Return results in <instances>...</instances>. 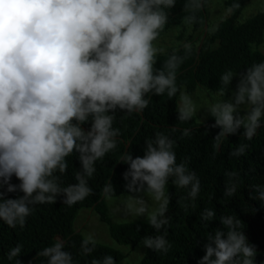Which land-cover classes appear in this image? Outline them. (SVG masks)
Returning <instances> with one entry per match:
<instances>
[{"label": "clouds", "instance_id": "obj_1", "mask_svg": "<svg viewBox=\"0 0 264 264\" xmlns=\"http://www.w3.org/2000/svg\"><path fill=\"white\" fill-rule=\"evenodd\" d=\"M176 0H0V186L6 192L22 195L13 199L0 196V221L10 228L23 227L33 207L54 204L72 206L92 194L88 178L96 161L116 146L118 129L113 127L117 111L142 112L151 96H175L176 70L185 57L171 54L162 69L155 68L153 41L168 20L165 9ZM264 3V0H261ZM201 0H186L190 14L187 24L196 21L191 11ZM237 2L226 9L239 8ZM187 50L189 46L184 45ZM264 49V45L261 46ZM235 73L220 77L225 96ZM241 106L246 111L241 115ZM216 139L235 135L243 129L251 139L264 119V61L253 64L240 74L230 100L222 99L207 107ZM177 120L188 121L197 113L192 98L181 92L176 107ZM90 124L87 131L81 125ZM187 130L184 135H187ZM174 141L163 133L144 141L142 156L126 154L123 173L129 195V208L137 217H145L149 227L159 232L168 223L166 213L170 179L178 188L188 189L195 198L200 189L196 174L184 162L177 163ZM246 145L232 153L239 156ZM78 154L79 171L74 184L61 187L57 171L67 170L66 157ZM15 177L18 184H11ZM114 195L109 182L103 189ZM235 185L225 189L226 195ZM254 198L264 204V186H253ZM149 196L155 207L149 211ZM206 210L203 219H212ZM220 227L206 237L204 255L197 264H254V248L247 243L239 221L233 215L221 216ZM94 238L81 244L91 253ZM140 245L151 251H167L164 235H146ZM56 240L39 255L45 264H73L72 256ZM19 245L12 247L7 259L20 264ZM242 257V259H240ZM92 264H116L112 256L93 260Z\"/></svg>", "mask_w": 264, "mask_h": 264}, {"label": "trees", "instance_id": "obj_2", "mask_svg": "<svg viewBox=\"0 0 264 264\" xmlns=\"http://www.w3.org/2000/svg\"><path fill=\"white\" fill-rule=\"evenodd\" d=\"M248 1L238 0L240 7L233 9L230 16L210 33L204 29L206 1L201 0V6L191 10L196 15V21L188 25L193 31L205 32L203 38L189 44L187 50L181 47L155 55L154 67L160 69L173 53L185 57L176 70V85L180 91L171 98L166 94L151 96L142 112H116L113 120V127L119 131L116 146L96 161L95 171L88 178L91 195L72 206L62 204V197H58L54 204L36 205L23 227L10 228L0 221V264H15V258L9 261L6 254L17 245L21 247V254L17 257L20 264H45L47 258L39 253L56 240H60L63 250L71 254L73 264H92L93 260H102L109 255L116 264H121L124 255L107 246L95 243L89 245L93 248L91 253L83 252L81 244L84 238L73 228L78 212L83 209L96 211L100 220L107 223L111 238L119 245L134 246L146 235H164L168 241L167 251L154 252L146 248L139 264H197L204 255L206 237L220 227V217L233 215L239 221L237 230L243 232L247 243L254 248V264H264V204L254 198L253 191V186H264V119L251 139L244 137L243 129L235 135L216 139L220 129L213 127V118L199 124L194 116L188 121H178L176 113L182 90L193 93L201 87L218 92L219 88L225 87L220 82L225 72L231 70L235 73L230 84L234 82L237 85L240 74L246 68L264 61V54L254 49L262 42L264 11L243 23H236L238 14ZM235 2L237 0H226L225 3L230 7ZM185 4L186 0H176L172 8L165 9L168 20L156 40L169 27L185 22L184 17L190 14ZM81 127L87 131L90 124ZM186 130L188 134L184 135ZM156 133H163L174 141L176 162H184L198 177L200 189L197 196L190 198L188 189L176 187L170 179L167 190L170 201L166 213L168 223L159 232L149 227L147 219L110 222L104 198L128 193L124 187L123 173L127 165L123 164V157L126 154H131L133 158L142 156L144 141L153 138ZM240 145H246L244 153L233 155ZM77 155L74 152L65 158L68 167L63 174L54 173L61 187L75 183L74 174L80 169ZM109 182L113 185L114 195H106L103 191ZM10 183L18 184L19 181L13 177ZM233 184L235 191L226 195L225 189ZM20 195L22 193H8L5 187L0 186L3 199ZM206 210H213L215 216L203 219L202 214Z\"/></svg>", "mask_w": 264, "mask_h": 264}, {"label": "rangeland", "instance_id": "obj_3", "mask_svg": "<svg viewBox=\"0 0 264 264\" xmlns=\"http://www.w3.org/2000/svg\"><path fill=\"white\" fill-rule=\"evenodd\" d=\"M205 31L210 33L216 29L218 24L230 16V13L226 12L228 6L226 0H205ZM264 11V3L261 0H250L246 2L236 18V23L240 24L256 14ZM202 31H193L192 27L186 22H182L178 25L169 27L154 43V48L158 49L156 54H166L175 51L185 44L199 41L203 38ZM198 43V42H197ZM264 31L262 36V42L260 45L254 47L256 51L264 54ZM234 81V80H233ZM230 87L226 90L225 96L221 97L218 92H213L201 87H197L193 93H187L194 101L197 107V113L194 115L196 122L203 124L212 118L208 112L207 107L210 104L224 100H230L232 93L236 89V84L232 82ZM235 86V87H232ZM182 92H185L182 90ZM181 94V93H180ZM180 103V95L178 98L177 106ZM246 111L245 106H241V112ZM168 190V185H167ZM167 194V192H166ZM129 195H143V193H125L116 197H105L104 203L106 206V214L113 223H127L132 221H139L146 219L145 217H137L134 212L129 208L131 201ZM145 199L149 204V211H151L156 205L151 198L145 195ZM73 228L75 232L85 239L91 235L96 244L107 246L113 250H116L124 255V259L121 264H139L142 259L146 248L140 245V242L134 246L119 245L110 236L107 223L100 220L99 214L91 209L80 210L74 220Z\"/></svg>", "mask_w": 264, "mask_h": 264}]
</instances>
